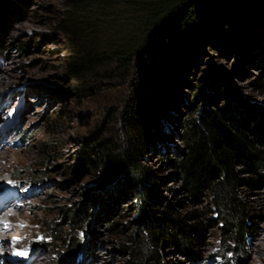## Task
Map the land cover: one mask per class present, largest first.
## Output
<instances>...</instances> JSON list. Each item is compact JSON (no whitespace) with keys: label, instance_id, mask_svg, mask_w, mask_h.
<instances>
[{"label":"rangeland","instance_id":"374dc122","mask_svg":"<svg viewBox=\"0 0 264 264\" xmlns=\"http://www.w3.org/2000/svg\"><path fill=\"white\" fill-rule=\"evenodd\" d=\"M86 1L90 4L81 9L80 0H31L0 49V156L10 160L4 162L6 170L0 176V203L7 199L21 206L20 226L1 240L0 264H52L53 251L66 256L65 264H129L123 244L129 242L140 218V229L159 217H179L194 210L216 218L210 193L204 192L200 201L193 199L172 165V160L182 158L185 120L198 115L196 106H190L193 86L181 85L187 99H176L170 112L163 114L159 141L141 158L152 170L150 183L157 185L148 199V215L138 212L139 202L126 191L127 183L119 174L100 187L99 169L82 160L85 137L124 141L120 113L129 95L128 78L90 74L76 81L70 73L74 50L87 48L89 34L74 20L96 16V31L105 43L112 16L120 9L117 2L103 8L101 0ZM244 44L242 57L212 45L200 51L196 68L185 74L186 79L197 85L211 68L221 84L230 77L234 96L209 98L207 93L213 91L206 86L197 106L212 108L214 100L223 104L228 99L235 111L246 105L264 109V34L258 48ZM237 170L241 177L252 176ZM239 194L249 211L242 242L219 241L216 225L192 253L162 245L161 264H264V183L253 188L242 185ZM111 197L114 201H109ZM74 214L77 223L71 221ZM3 220L10 222L7 216ZM49 221L56 222L59 240L49 237L45 229ZM68 243L75 246L69 253Z\"/></svg>","mask_w":264,"mask_h":264},{"label":"trees","instance_id":"16d2710c","mask_svg":"<svg viewBox=\"0 0 264 264\" xmlns=\"http://www.w3.org/2000/svg\"><path fill=\"white\" fill-rule=\"evenodd\" d=\"M30 1L0 0V49L14 24L24 17ZM101 1L103 8L112 2L120 5L112 16L111 34L102 43L96 16L75 19L77 27L89 34L87 48L74 50L70 73L76 81L90 74L129 79V95L120 113L125 138L118 144L110 138L85 137L82 160L99 169L100 187L119 174L127 183L126 191L139 202L138 212L145 217L157 185L150 183L152 170L141 163V158L159 141L157 131L163 114L170 112L176 99H187L181 85L193 86L190 106H196L198 115L185 120L182 158L172 160V165L193 199L200 201L204 192L210 193L216 213L215 219L207 217L208 213L198 215L197 210L179 217H159L144 229L138 227L143 220L140 218L129 242L123 244L129 264H161L159 250L164 244L191 249L192 253L194 247L206 242L216 225L219 241L242 242L249 211L239 187L264 183V149L258 146L264 145V109L246 105L235 111L228 99L216 103L218 95L230 97L233 89L230 77L221 84V77L211 68L198 78L197 85H192L185 74L195 70L205 45L234 50L238 57H242L244 43L258 48L264 34V0ZM87 3L80 0L78 7L85 9ZM206 86L213 91L207 93L215 99L212 108L197 106ZM237 168L252 176L241 177ZM71 221L77 223L75 214ZM45 229L50 238L59 240L56 222L49 221ZM74 247L68 243L66 251H74ZM53 254L52 264L66 263L64 254Z\"/></svg>","mask_w":264,"mask_h":264},{"label":"bare ground","instance_id":"6f19581e","mask_svg":"<svg viewBox=\"0 0 264 264\" xmlns=\"http://www.w3.org/2000/svg\"><path fill=\"white\" fill-rule=\"evenodd\" d=\"M6 161H10L6 157L0 156V176L4 173L6 170L5 163ZM11 193H9L10 195ZM12 196V195H11ZM21 206L16 203V201H10V200H4L0 203V217L2 215V218L0 221V246L4 245L1 240H5L8 232L10 230H14L20 226L18 223V217L20 216L18 212L20 211ZM24 212V211H23ZM22 215V214H21ZM7 216L10 219V222H5L3 220V217Z\"/></svg>","mask_w":264,"mask_h":264},{"label":"snow or ice","instance_id":"6c2138e0","mask_svg":"<svg viewBox=\"0 0 264 264\" xmlns=\"http://www.w3.org/2000/svg\"><path fill=\"white\" fill-rule=\"evenodd\" d=\"M15 254H17V255H25L26 253H24V252H18V253H15Z\"/></svg>","mask_w":264,"mask_h":264}]
</instances>
